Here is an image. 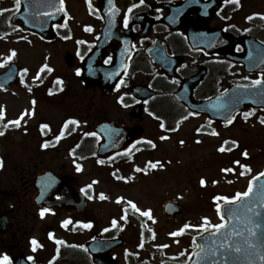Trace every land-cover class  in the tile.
<instances>
[{"label": "rangeland", "instance_id": "1", "mask_svg": "<svg viewBox=\"0 0 264 264\" xmlns=\"http://www.w3.org/2000/svg\"><path fill=\"white\" fill-rule=\"evenodd\" d=\"M65 7L69 15V26L75 31L74 36L77 33L76 37L85 38L82 29L95 25L85 2L65 0ZM15 9V0H0V15ZM4 26H9L7 21ZM12 50L17 53L13 60L21 69H28L23 83L28 86L38 85L35 88L37 93L24 90L20 83L7 93L0 92V110L5 113L4 119L0 121L2 125L19 118L26 109L31 112V102L36 101L35 115L25 117L20 127L9 125L4 137L0 138V159L3 162L0 169H4L0 172V188L8 189V197L12 199V203L6 208L17 210L13 218L12 233L18 228L28 233L29 240L45 241L51 238L62 240L68 245L77 243L84 246L96 231L107 228L125 242L114 253L120 262H186L196 249L194 238L204 232L187 228L181 235L171 236L170 233L184 228L186 224L199 226L205 217L210 221V225L221 223L214 198H231L237 192L247 191L251 178L260 171L258 167L253 166L251 172L241 175L245 170L234 165L232 154L218 152L222 141L231 137L230 133L223 132L216 137L209 132H197L200 120L195 118L182 121L178 131L166 140L160 139L164 136L160 124L150 118L146 119L142 124L146 129V140H152L156 147L147 146L149 150H139L135 162L131 165L122 163L119 167H101L93 159H73L69 150L74 147L77 138L60 143L56 149L43 150L38 132L41 123L48 124L57 132L64 119L85 113L83 108H86L89 109V114L82 117L87 120L89 118V122L83 121L85 123L78 129V132H81L93 128L103 113L115 119L123 116L117 111L119 108L115 104L116 97L103 101L95 90L84 92L76 79V71L65 66L64 57L74 52L75 42L57 40L44 44L34 38L28 39L19 32L5 35L0 31V64L4 63ZM10 62L0 67V73L5 71ZM44 64L52 71L41 81L40 69ZM38 73L39 79H35ZM56 78L64 80V90L54 98L48 99L44 94L45 90L52 86V81ZM138 80L144 83L146 79L140 77ZM182 140L183 145L180 143ZM198 140L201 142L197 143ZM236 158L243 164L246 163L244 157L237 155ZM150 161H159L163 167L157 165L152 168L149 166ZM77 165H80L81 170H77ZM137 167L147 169V172H137ZM226 168H233L234 171H222ZM45 169L59 175L78 178L76 188L86 189L88 198L92 197L84 216L74 220L65 214L47 212L41 217V211L31 203L32 185L37 173ZM114 172L115 179L111 176ZM202 179L206 181L205 186L200 183ZM101 194L106 198L101 199ZM120 197L124 200L117 203ZM128 200L133 201L142 211L150 209L152 219L132 210L126 203ZM166 200L178 201L183 206L184 215L176 222H170L162 213L161 207ZM126 207L127 220L122 219ZM3 208L4 206L0 205V210ZM113 219L117 220L115 228L111 223ZM65 220L71 221L67 227L63 226ZM89 221H93L92 231L82 227L83 224L91 223ZM75 228L77 232L74 231ZM164 245L167 247H163ZM49 250L45 248L43 252L45 261L46 251Z\"/></svg>", "mask_w": 264, "mask_h": 264}, {"label": "flooded vegetation", "instance_id": "2", "mask_svg": "<svg viewBox=\"0 0 264 264\" xmlns=\"http://www.w3.org/2000/svg\"><path fill=\"white\" fill-rule=\"evenodd\" d=\"M129 3V8L133 10L129 13L127 9L124 19H128V27H124L123 19L124 33L120 35L121 39H132V53L125 74L128 80L119 90L123 103H117V111L123 117L115 119L103 113L101 121L115 120L119 125L138 130L150 113L151 120L160 125L163 122L166 131L170 132L172 126L183 117H194L177 102L175 94L182 90L185 82L196 77L198 80L190 89L192 99L203 103L218 98L214 108L221 119H226L210 121L202 114L196 116L200 119L198 128L202 130L211 124L219 133L218 136L228 131L231 137L225 138V141L235 140L239 144V147H234L229 143V148H235L234 153L231 151L234 160L237 155L243 157V152L247 150L249 155L245 157V164L251 169L253 166L264 169V124L260 123V118L264 117V19L260 18L264 16V0H240L239 6L227 0H144L143 4L139 0H129ZM91 15L97 19L99 26L87 28L91 29L87 30L90 38L85 36L87 45L91 46L90 50L103 26L96 12H91ZM248 17L253 19L249 20ZM190 30L197 32L198 38L195 41L200 45L199 48L191 46L188 39ZM214 31H222L225 37L215 36ZM76 36L77 33L74 37L80 38ZM157 44L163 54L173 60L164 61L159 54L156 55L157 59L163 61L165 70L150 55ZM82 51L76 52V58L81 56ZM109 57L111 61L106 65L113 63L112 49L108 50L104 62ZM140 77L146 79L144 83L138 80ZM255 80H261L262 83L254 85L252 82ZM134 84L146 85L156 93L151 102L144 104L143 118L139 116L137 120L132 118L135 115L132 110L138 102L127 95ZM232 87L235 91L226 97L225 94ZM242 105L244 107L234 115L235 120L228 124L232 109ZM83 109L85 113L78 114L80 121L89 122V118L87 120L82 117L89 114V109ZM245 113H249L247 119ZM138 119L142 122L139 123ZM143 130L146 135V129ZM10 203L12 199L8 197V189L0 188V205L4 206L0 215L7 216L6 222L0 226V255L7 253L13 264H22L14 260L18 256L29 257L30 243L28 233L22 229L17 228L12 233L17 210H8L6 207ZM71 216L76 219L84 215L74 213ZM2 228L5 230L2 231ZM30 264L39 262L32 261ZM50 264L95 263L78 261ZM116 264L148 263L118 261Z\"/></svg>", "mask_w": 264, "mask_h": 264}, {"label": "water", "instance_id": "3", "mask_svg": "<svg viewBox=\"0 0 264 264\" xmlns=\"http://www.w3.org/2000/svg\"><path fill=\"white\" fill-rule=\"evenodd\" d=\"M45 0L43 3L40 0H23V9L20 14L12 18V24L14 26L21 27L24 31L35 32L39 34L44 39H51V29L54 24H61L63 21L62 11H56L60 7L59 0ZM92 3L94 6L101 10V4L96 0H93ZM46 5L47 7H43ZM42 7V8H41ZM49 8V9H48ZM46 13H52V15H46ZM106 31V29H105ZM106 32L103 33L102 41L99 42L97 48L94 50V53L90 56L89 59L85 61L84 72L85 76L83 81L87 86H98L100 87L104 96H109L112 94L116 84L118 83L121 75V70H117L115 74L113 72L109 73V78H104V68L101 66L102 60L104 58V37ZM117 44V43H116ZM94 54L100 55L97 58ZM72 65V58L68 59ZM96 73V75H94ZM16 74V68L13 67L9 72V76L0 77V85L8 86L13 80ZM140 89V88H137ZM140 92L135 93L138 98L145 100L150 97L149 92L146 89L141 88ZM142 97H141V96ZM193 111L194 106H190ZM136 138L133 134H125L123 137L124 141H121V144H124V148L127 147V144ZM102 146L109 148L112 146L111 141H107V138L104 137ZM124 142V143H122ZM123 148V149H124ZM118 150H122L119 148ZM116 152V151H115ZM114 153V152H113ZM111 153V155L113 154ZM109 154H104L102 157L107 158ZM264 184V177H260L253 183V192L250 197L238 201L234 204L226 205L222 208V214L225 215L226 227L222 229L219 233L209 232L204 236L198 239V244L203 246L204 252H201V249L194 254L189 264H225V257L227 258V264H264V259H261L264 256V193H261L260 186ZM36 188L38 194L34 199V202L40 206H45L47 208H59L60 210L70 211L73 207V203L80 204L85 206V201L82 194H78L70 185V181L66 179H58L51 172L46 171L39 175L36 182ZM59 195V200H54V197ZM252 208L254 211L249 212L248 208ZM164 213L170 218L174 219L177 214H182V207L178 203L167 202L163 207ZM259 212L260 216L254 215L255 212ZM231 213V217L229 216ZM259 223L261 226L256 228V224ZM243 232L241 236H230L229 243L232 244L233 250L226 251L225 248H220L221 242L224 240L225 236L233 231V229ZM247 228H253L257 232L256 237H252L246 230ZM215 241V243H213ZM104 245H111L110 243H103ZM255 244V247L252 248L249 245ZM97 244H90L89 247L91 250L95 251L100 248L96 247ZM116 245L113 244L110 249H107V252L111 250ZM240 247V252H235V247ZM104 248V246H103ZM91 251L92 253H95ZM200 255H197V254ZM214 253V254H213ZM95 262L100 264H114L111 260H106L102 257L95 258Z\"/></svg>", "mask_w": 264, "mask_h": 264}, {"label": "snow or ice", "instance_id": "4", "mask_svg": "<svg viewBox=\"0 0 264 264\" xmlns=\"http://www.w3.org/2000/svg\"><path fill=\"white\" fill-rule=\"evenodd\" d=\"M111 2H112V0H109V3H111ZM227 2L235 3L236 5L239 6L240 0H227ZM139 3H140V4H143V3H144V0H139ZM59 5H60V7L57 8L56 11H61V10H63V8H64V0H59ZM90 6H91V5H90ZM15 7H16V10L19 11V9H20V7H21V0H15ZM132 10H133L132 8H129V9H128V12L131 13ZM115 11H116V9L113 8V13H114ZM46 15H49V16H50V15H52V13H46ZM260 18H261V19H264V16H261ZM248 19L251 20V19H253V17H248ZM128 23H129V22H128V19L125 18V19H124V27H128ZM65 26H66V25H65ZM86 30L91 31V29H86ZM65 38H67V37H65ZM80 43H83V41H81ZM16 55H17L16 51H15V50H12V51H11V54L7 56V59L4 61V63H3V64H0V67H3L4 64H7L8 62L12 61L13 58H14ZM110 61H111V57H109V58L105 61V63H109ZM45 71L51 72L52 69L49 68V66H48L47 64H44V65L41 67V69H40V73L45 72ZM27 72H28V69H24L23 72L21 73V82H22V83H23V76H24ZM79 74H80V71L77 70V75H79ZM35 79H39V73L37 74V76L35 77ZM174 82H177V83H178V81H174ZM57 83L62 84L63 81H61V80H57ZM120 83L123 84L124 81L121 80ZM252 83H253L254 85H259V84L262 83V81H261V80H255V81H253ZM2 87H3V85H0V88H2ZM29 91H31V89H29ZM120 102L123 103V97H121ZM31 103H32V105H33V109H32L31 112H29V110H27V109L24 110V111L21 113V115L19 116V118H17V119H13V120H9V121L7 122V124L3 125V127L6 128V127H8L9 125H12V126H14V127H20V126H21V121L24 120L25 117H27V116H29V115H33V116H34V115H35L34 106H35V104H36V101L33 100ZM125 106H127V105H125ZM196 114H197V113H190L189 115H196ZM248 115H249V113H245V114H244L245 119H247ZM4 117H5V113H4V111H3V110H0V121H2V120L4 119ZM187 118H188V117L185 116V117H183L182 119H187ZM234 120H235V116H232L231 118L228 119L227 123H228V124H231ZM78 123H79L78 121H76V120H74V119H70V120H68V121L65 122V124H64L63 127H64L65 129H67L69 125H78ZM260 123L264 124V117H261V118H260ZM178 125H179V122H178ZM160 127H161L162 129L165 128V125H164L163 122L161 123ZM44 130H50L48 124H42V125H41V131H44ZM176 130H178V126H177V128L171 129V131H176ZM200 131H201V129H197V132H200ZM0 135H4V132H3V131H0ZM63 135H64V133H63V131H62V132L59 134V136L57 137V139H60L61 137H63ZM86 135H92V136H95L96 133H86ZM210 135L218 136L219 133L216 132L215 130H213V131H211ZM160 139H161V140H166V139H169V137H168V136H161ZM200 142H201V141H199V140L197 141V143H200ZM145 143L151 145L152 148H155V147H156V144H155L152 140H146ZM180 143L183 145L184 141L182 140V141H180ZM229 143H231V145H233L234 147H239L238 142L235 141V140H232V141H230V142H229V141H224V144L221 145V146L218 148V151H219V152H222V153L225 152V151H231L232 148H226V147H225V145H228ZM48 146H49V144H48L47 142H45V143L43 144V147H45V148H47ZM248 155H249V153L247 152V150H245V151L243 152V156H244V157H248ZM101 163H103V161H101ZM234 163L237 164V165H239L240 167L244 168L245 171H244V172H241V173H240L241 175H244L245 172H251V168H250L249 166H247V165H242V164H240V161H235ZM157 165H159L160 167H163V164H161V162H159V161H157V162H155V163H153V162H151V161L149 162V166L152 167V168H156ZM0 166H2V161H0ZM77 170H78V171L81 170L80 165H77ZM135 171H137V172H140V171L147 172V169H140L139 167H137V168L135 169ZM222 171H225V172H233L234 169H233V168H226V169H222ZM259 177H264V172H260V173L258 174L257 177H253V180L258 179ZM229 182H231V181H229ZM200 183H201L202 186H205V185H206V181L203 180V179L201 180ZM214 183H216V182L214 181ZM89 187H91V185H89ZM82 191H84V190L82 189ZM260 191H261V193H264V184H262V185L260 186ZM252 192H253V182L250 181V182H249V185H248V189H247V191H244V192H237L236 195H235L234 197H231V198H230V197H228V196H216V197L214 198V200L216 201V210H217V213L220 214V220H221V223H218V224H215V225H210V221L208 220L207 217H205V218H204V221H203V223H202L201 225H199V226H195V225H187V224H186V225L184 226V228H182V229H180V230H178V231H176V232H172V233H170V235H171V236L181 235V234L184 232V230L187 229V228H195V229H197L198 231H199V230H202L203 232H209V231H210V227H211L212 229H215V233H213V235H215L216 233H219L222 229H225V227H226L225 215H224V214H221V204H220L219 202H220V201H223V203H224L225 205H228V204H234V203H236L237 201H240V200H243V199H245V198L250 197V195L252 194ZM91 198H92V197H89V199H91ZM100 198H101V199H105L106 197H105L103 194H101ZM123 200H124V198H123V197H120V198H118L117 203H120V202H122ZM126 203H127V205H129V206L131 207L132 210H134L135 212L139 213L141 216H145V217H148L149 219H152V215H151V210H150V209H149V210H144V211H142V210H141V209H140V208H139V207H138L133 201H131V200L126 201ZM123 211H124V216L122 217V219L127 220V217H128V208H127V207L124 208ZM248 211H249V212H253L254 210H253L252 208L249 207V208H248ZM47 212H49V209H48V208H43V209L41 210V212H40L41 217L43 218V216H44L45 213H47ZM231 215H232V214L229 213V216H230V217H231ZM254 215H256V216H260V213L257 211V212L254 213ZM153 222H154V221H153ZM70 223H71L70 220H65V221H63V226H64V227H67ZM111 223H112V227H113V228H115V227L117 226V220L113 219ZM260 226H261V225H260L259 223L256 224V228H259ZM82 227H84V228H91V227H92V224H91V223H86V224H83ZM246 230H247V232L249 233L250 236H252V237H256V236H257V232H256L253 228H247V227H246ZM104 231L107 232V231H109V229L106 228V229H104ZM241 235H243V232H241V231H239V230H236L235 227H234L233 231L225 236L224 240H223V241L221 242V244H220V248H225L226 251H231V250H233V246H232V244L228 242V241H229V237H230V236H241ZM50 236H51V234H50ZM153 236H154V233H153ZM55 242H56V244H58V245L64 243V241H62V240H56ZM213 243H215V241H213ZM31 244H32V250H33V251H36L37 247L41 246V245H39V242H38L36 239H32ZM140 246L143 247V245H140ZM249 246L252 247V248H254V247H255V244H250ZM163 247H167V245H164ZM196 247H197V248H200L202 253L204 252V248H203V246L197 244ZM234 250H235V252H237V253L241 251L240 247H238V246L235 247ZM213 254H214V253H213ZM197 255H200V254L198 253ZM261 259H264V256H262ZM28 260H33V257H31V256L28 257ZM0 264H13V260L10 258V256H9L7 253H5V254H3V255H0ZM225 264H227V258H226V257H225Z\"/></svg>", "mask_w": 264, "mask_h": 264}]
</instances>
